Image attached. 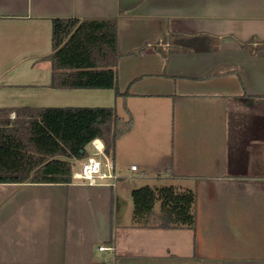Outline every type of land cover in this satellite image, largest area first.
Masks as SVG:
<instances>
[{
    "label": "crops",
    "instance_id": "0c3cea01",
    "mask_svg": "<svg viewBox=\"0 0 264 264\" xmlns=\"http://www.w3.org/2000/svg\"><path fill=\"white\" fill-rule=\"evenodd\" d=\"M70 17L117 18L122 96L89 106L132 119L117 147L192 190L196 226L135 227L132 188L0 184V264H264V0H0V108L80 107L46 58Z\"/></svg>",
    "mask_w": 264,
    "mask_h": 264
},
{
    "label": "trees",
    "instance_id": "16d2710c",
    "mask_svg": "<svg viewBox=\"0 0 264 264\" xmlns=\"http://www.w3.org/2000/svg\"><path fill=\"white\" fill-rule=\"evenodd\" d=\"M48 60L52 88L114 90L116 97L122 96L116 72L117 18H54ZM132 124L114 107L0 108V184L69 185L77 162L89 157L93 140L100 139L105 155L113 158L118 140ZM132 199L135 227L195 229L192 190L146 185L134 189Z\"/></svg>",
    "mask_w": 264,
    "mask_h": 264
},
{
    "label": "rangeland",
    "instance_id": "374dc122",
    "mask_svg": "<svg viewBox=\"0 0 264 264\" xmlns=\"http://www.w3.org/2000/svg\"><path fill=\"white\" fill-rule=\"evenodd\" d=\"M52 52V47H51V41L49 42V49L47 51L46 54L47 55V60L48 57L51 55ZM49 61V60H48ZM33 61H29V72H31L33 69H38V77L39 78H46L47 75V71L42 70L41 71V67L38 66L36 68H33L35 65L33 64ZM46 63V61L44 62ZM43 63V64H44ZM44 66H42L43 68ZM49 75L52 76V73H49ZM50 76V77H51ZM30 78V77H29ZM95 91H99V92H105L106 90L102 91V90H95ZM77 93H81V95L76 94L77 96L75 99V103L74 104H80V107H90L89 104H94L95 102H99L96 98H92L90 96V94L88 93H93L92 90H82L80 92ZM105 93H109V92H105ZM104 107V106H103ZM122 143V142H120ZM87 150L89 151V153L93 152V149L91 146L87 147ZM151 159V157H148ZM142 158L140 159V157L137 154L131 153L130 151L127 150V148L122 147V144H118V147L115 150V155L113 158H110V161L115 165H116V171H115V175L116 177H118L117 180V186L116 189L119 193L123 194V195H128L129 196V191L132 188L133 190L136 188H140L142 186H151V187H161V186H165V185H169L167 182H163L159 179H143L142 177H144L145 174L151 176V177H158L159 173L161 171H159L156 167H150V168H146L143 166L142 164ZM135 164L136 168L138 170L136 171H131V165ZM80 166L77 168H75V170L79 169ZM112 180H106L103 182H111ZM115 189V188H114ZM113 189V190H114ZM131 189V190H132ZM156 211L159 212L160 211V203L157 202L156 207H155ZM160 215V214H159Z\"/></svg>",
    "mask_w": 264,
    "mask_h": 264
},
{
    "label": "built area",
    "instance_id": "2783aa9c",
    "mask_svg": "<svg viewBox=\"0 0 264 264\" xmlns=\"http://www.w3.org/2000/svg\"><path fill=\"white\" fill-rule=\"evenodd\" d=\"M90 146L93 152L90 153L87 159L83 160L80 168L74 171L72 183L90 187L108 185L115 188L118 177L115 175L114 164L107 160L108 157L105 155L103 142L100 139H95ZM102 158L106 159V161L103 162ZM131 170L136 171V166H132ZM106 180L112 181L103 182ZM106 249L105 247L99 248L100 251H105Z\"/></svg>",
    "mask_w": 264,
    "mask_h": 264
}]
</instances>
